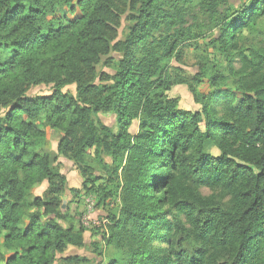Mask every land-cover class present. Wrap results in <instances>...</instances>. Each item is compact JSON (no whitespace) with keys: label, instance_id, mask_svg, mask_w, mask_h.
<instances>
[{"label":"trees","instance_id":"1","mask_svg":"<svg viewBox=\"0 0 264 264\" xmlns=\"http://www.w3.org/2000/svg\"><path fill=\"white\" fill-rule=\"evenodd\" d=\"M244 1L0 0V264L85 262L61 257L83 238L58 224L66 179L55 163L63 157L88 178L90 153L111 160L109 191L95 190L121 205L105 218L109 235L101 230L117 254L109 264H264V43L238 50L243 31L258 32L264 0ZM62 5L79 10L65 25ZM203 29L216 32L209 44L225 65L199 67L192 82L207 79L211 91H193L200 108L188 111L168 95L184 82L171 61ZM111 50L113 74L98 75ZM38 86L50 93L28 95ZM43 121L62 133L55 156L41 151ZM44 182L51 196H32ZM202 187L226 192L228 206L201 197Z\"/></svg>","mask_w":264,"mask_h":264},{"label":"rangeland","instance_id":"2","mask_svg":"<svg viewBox=\"0 0 264 264\" xmlns=\"http://www.w3.org/2000/svg\"><path fill=\"white\" fill-rule=\"evenodd\" d=\"M236 8L240 9L244 4H248L247 1L234 0ZM79 14L78 8L75 6L74 14L69 11V9L62 5L57 9L56 15L61 18L64 25L66 21L74 20V18ZM129 20H123L121 27L119 29V39L127 34V26L129 25ZM257 33L248 34L246 31L242 32L238 50L243 51L244 55H248V51L260 47L264 43V17L257 19L256 25ZM196 38L186 41L183 45L179 46L180 61L172 59L171 66L180 68L182 71L179 73H173L171 70V75L174 78H180L183 80V85H174L171 91L168 93L170 98L177 100L178 108L185 109L188 111H195L200 108V105L196 102L194 97V92L199 95H207L210 93L211 88L207 79H203L199 84L192 82V78L198 71L199 67L205 66L207 70H212V66L225 65L223 57L218 54V51L214 49L210 44V39L216 34L213 30L208 31L203 29V31L194 32ZM198 36V37H197ZM118 59V54L111 50V52L102 57L99 63L96 65L97 74H113V69L116 65V60ZM240 67L238 59L234 60L233 69L238 70ZM99 79L95 82L98 83ZM69 94L75 95L74 86H69L65 89ZM50 93V88L45 86H38L30 89L28 95H46ZM236 97H240L236 94ZM214 109L219 110L220 108L215 105ZM97 121H101L103 124L114 127L115 117L113 114L100 113ZM43 129L45 131L46 141L45 145L41 149L43 153L50 156L57 155L58 143L62 137V133L57 129H52L46 125L43 121ZM132 133H137V125H132L130 127ZM212 154L216 153L215 149H208ZM87 163L91 169V176L88 178L81 177L77 169L73 167V164L63 157H57L55 165L58 166L61 173L66 176L68 173H77L76 177L69 179V183H65L62 186V191L59 194V209L64 220L59 221L58 224L67 229L68 227L73 228L74 231H79L83 238V246L79 248L68 247L65 249L64 253L61 255L63 258L78 256L84 259L85 262L82 264H109L110 261L117 257V254L112 247H107L105 245V240L101 235V230H106V237L109 235L108 226H102L101 222L104 221L108 216H117L120 213V201H116L108 204V199H103L100 190L96 191L95 188L98 186H107V175L104 166H109L111 160L109 157L102 155L99 160L94 159L93 153L87 156ZM84 179V180H83ZM84 181V182H83ZM85 188L82 190V186L86 183ZM88 185V186H87ZM89 185H93V190L88 191ZM69 187H73L77 190H81L75 196L70 192ZM109 191L110 187L107 186ZM101 189H104L101 187ZM103 192L106 193L105 190ZM197 193L203 197L214 196L217 203L223 207H227L229 204V195L223 192L220 188L210 190L206 187L199 188ZM51 192L48 190L46 183L37 186L32 190V196L39 197L41 199H48L51 196ZM112 198V197H111ZM103 219V220H102ZM108 220V219H107ZM96 221L100 226H95L92 224ZM28 220H24V225H27ZM101 227V228H100ZM110 233V232H109ZM56 264H62L57 262Z\"/></svg>","mask_w":264,"mask_h":264},{"label":"crops","instance_id":"3","mask_svg":"<svg viewBox=\"0 0 264 264\" xmlns=\"http://www.w3.org/2000/svg\"><path fill=\"white\" fill-rule=\"evenodd\" d=\"M76 175H77V173H68L66 176H65V179H66V183H68L69 185H70V183H69V179H71V178H73V177H76ZM78 176V175H77ZM69 189H74L73 187H69Z\"/></svg>","mask_w":264,"mask_h":264},{"label":"built area","instance_id":"4","mask_svg":"<svg viewBox=\"0 0 264 264\" xmlns=\"http://www.w3.org/2000/svg\"><path fill=\"white\" fill-rule=\"evenodd\" d=\"M103 220V219H102ZM92 224L93 225H95V226H100V224L99 223H97L96 221H93L92 222ZM101 224L104 226V224H107V220L106 219H104V221L103 222H101Z\"/></svg>","mask_w":264,"mask_h":264}]
</instances>
